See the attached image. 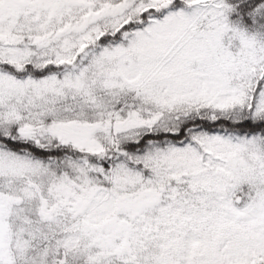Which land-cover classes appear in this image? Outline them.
<instances>
[{"label":"snow or ice","instance_id":"obj_1","mask_svg":"<svg viewBox=\"0 0 264 264\" xmlns=\"http://www.w3.org/2000/svg\"><path fill=\"white\" fill-rule=\"evenodd\" d=\"M0 264H264V0H0Z\"/></svg>","mask_w":264,"mask_h":264}]
</instances>
